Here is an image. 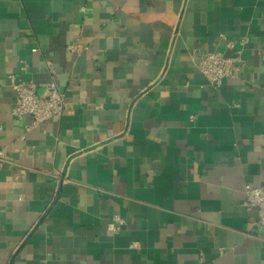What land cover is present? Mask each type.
I'll list each match as a JSON object with an SVG mask.
<instances>
[{
    "label": "crops",
    "instance_id": "0c3cea01",
    "mask_svg": "<svg viewBox=\"0 0 264 264\" xmlns=\"http://www.w3.org/2000/svg\"><path fill=\"white\" fill-rule=\"evenodd\" d=\"M15 80L62 115L25 132ZM0 121V264H264V0H0Z\"/></svg>",
    "mask_w": 264,
    "mask_h": 264
},
{
    "label": "built area",
    "instance_id": "2783aa9c",
    "mask_svg": "<svg viewBox=\"0 0 264 264\" xmlns=\"http://www.w3.org/2000/svg\"><path fill=\"white\" fill-rule=\"evenodd\" d=\"M219 38L224 42L226 50L231 51L230 55H224L221 52H209L200 58L198 67L210 85L219 86L226 78H235L243 67V61L240 51L236 49V44L225 34H220ZM247 39L241 41L245 45ZM69 51L79 54L82 46L79 42H73L68 45ZM11 79L14 80V77ZM38 84L31 80H18L12 84L15 94V102L12 108V115L19 118L30 116L31 121L24 127L25 132L37 128L52 118L60 117L63 113L65 103V93L60 91L54 81L48 82L43 87L41 93L38 92ZM193 119V116H191ZM3 125L0 121V131ZM6 161L5 149L0 148V163ZM244 196L242 206L246 210H253L256 215L257 224L264 225V186H244ZM125 223L124 219L118 215L114 216L108 224V229L117 231ZM137 247L136 243L132 244Z\"/></svg>",
    "mask_w": 264,
    "mask_h": 264
}]
</instances>
